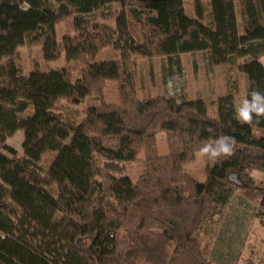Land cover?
Returning a JSON list of instances; mask_svg holds the SVG:
<instances>
[{"label":"trees","instance_id":"trees-1","mask_svg":"<svg viewBox=\"0 0 264 264\" xmlns=\"http://www.w3.org/2000/svg\"><path fill=\"white\" fill-rule=\"evenodd\" d=\"M64 21L72 31L58 39ZM21 46L45 62L70 50L75 62L33 61L25 73ZM103 52L111 59L97 62ZM199 53L242 75L244 101L264 98V0H191V11L184 0H0V264H214L223 208L235 195L257 203L262 190L245 171L264 168V115L239 121L231 95L215 116L201 99L140 98L135 71L136 58H164L179 73L177 59ZM107 81L116 102L103 99ZM89 96L99 105L78 123L57 112L58 101ZM17 131L20 151L7 143ZM221 137L234 141L231 154H200ZM199 156L202 180L185 168ZM132 163L136 175L122 166Z\"/></svg>","mask_w":264,"mask_h":264},{"label":"rangeland","instance_id":"rangeland-1","mask_svg":"<svg viewBox=\"0 0 264 264\" xmlns=\"http://www.w3.org/2000/svg\"><path fill=\"white\" fill-rule=\"evenodd\" d=\"M187 10L191 11V0H184ZM71 21H64L56 28V37L60 39L63 34L71 33ZM16 63L25 73L36 62L40 68H61L68 63L75 62L72 51L52 62H45L41 57L40 48L21 46L14 56ZM111 59L107 52L96 58L97 62ZM179 73L175 67L169 66L164 58L144 59L136 58V85L140 98L173 95L177 100L201 99L207 104L208 112L215 116L216 101L218 98L231 95L236 114L244 105V81L240 73L234 68L223 65L209 67L203 54L182 55L178 59ZM264 65V60H262ZM103 99L107 102H116L117 93L115 83L107 81L103 90ZM99 105V98L89 96L82 102L73 104L66 100L56 103L57 112L64 120L72 124L80 121L83 111L87 107ZM238 118V116H237ZM239 120V118H238ZM240 121V120H239ZM23 141L22 131L15 132L7 143L20 151ZM155 149L158 154H166L169 150L166 135L159 133L155 137ZM143 151L138 158L143 157ZM54 154L43 156L41 164L45 168L49 165ZM207 163L202 157L185 164V168L199 180L204 178ZM129 175H136L140 169L137 163L124 164ZM245 173L257 184L258 201L264 209V168L251 166ZM257 203H250L240 195L232 197L223 208L221 216L213 228L210 241L211 259L214 264H259L264 257V225H260L255 214Z\"/></svg>","mask_w":264,"mask_h":264},{"label":"clouds","instance_id":"clouds-1","mask_svg":"<svg viewBox=\"0 0 264 264\" xmlns=\"http://www.w3.org/2000/svg\"><path fill=\"white\" fill-rule=\"evenodd\" d=\"M252 103L249 104L248 101L244 102L243 107L238 109L237 116L241 122H251L253 119V113L257 116L264 115V98H262L259 91H253L251 93ZM232 143L234 141L229 137H221L217 140L216 145H207L200 150V154L208 155L210 158H216L221 154H231Z\"/></svg>","mask_w":264,"mask_h":264}]
</instances>
